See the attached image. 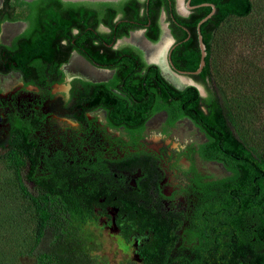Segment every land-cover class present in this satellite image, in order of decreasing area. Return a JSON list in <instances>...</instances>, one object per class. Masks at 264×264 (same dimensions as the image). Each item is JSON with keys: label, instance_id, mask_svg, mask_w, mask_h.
<instances>
[{"label": "trees", "instance_id": "obj_1", "mask_svg": "<svg viewBox=\"0 0 264 264\" xmlns=\"http://www.w3.org/2000/svg\"><path fill=\"white\" fill-rule=\"evenodd\" d=\"M10 1L1 0L0 21L17 18ZM201 2L212 3L215 9L199 25L204 65L189 76L205 86L204 97L195 85L175 87L134 46L113 45L140 28L144 38L156 42L159 14L164 10L174 38L170 50L174 69L194 70L199 59L195 25L209 6L181 15L173 8L174 0L21 1L26 27L10 47L0 45V72L17 70L24 83L38 86L60 83V66L75 51L112 73L107 80L76 79L79 89L71 104L76 112L73 118L81 121L85 112L102 109L108 127L131 133L140 131L160 110L168 124L186 118L206 138L198 146L200 157L219 162L229 174L197 184L187 217L197 243L191 256L170 257L182 224L179 214L162 212L156 201H140L133 192L110 189L98 174L89 173L93 165H63L45 152L39 158L40 149L28 135L30 123L12 116L6 144L0 145V160L9 162L15 186L28 200L34 218L33 235L19 252L17 264H107L94 253L89 226L102 216L111 219L109 209L116 214L123 238L143 237L133 258L120 264H264V119L261 125L248 123L252 103L234 98L218 84L214 91L207 85L215 46L223 40L222 24L249 16L252 3L189 0L190 4ZM100 25L105 29H99ZM248 65L256 71L261 68L254 55ZM260 102L264 108V99ZM141 160L145 177L140 186L146 189L149 168L145 163L150 160L147 156ZM39 162L42 168L37 172Z\"/></svg>", "mask_w": 264, "mask_h": 264}, {"label": "rangeland", "instance_id": "obj_2", "mask_svg": "<svg viewBox=\"0 0 264 264\" xmlns=\"http://www.w3.org/2000/svg\"><path fill=\"white\" fill-rule=\"evenodd\" d=\"M21 1L29 0H11L9 3L17 15L16 19L0 21L2 44L10 45L13 37L26 27ZM180 1L178 7L182 12L184 7ZM251 3L249 16L222 24L220 39L223 40L215 46L214 68L207 85L214 91L215 84H218L234 98L252 103L246 117L248 123L256 126L261 125L264 119V108L260 104L264 99V0H251ZM160 25L161 33L165 32L162 16ZM163 37L161 42L170 39L167 35ZM161 42L159 46L163 44ZM120 45L134 46L145 59L151 60L159 47L148 42L140 29L117 39L114 46ZM253 55L261 67L257 71L248 65ZM60 69L63 81L53 84L51 93L47 95L37 93V100L41 101L38 106H52L50 115L42 120V129L47 136L43 144L45 152L52 154L60 151L67 164L93 165L89 173L98 174L110 189L133 192L140 201H156L162 212L179 214L182 224L170 257L191 256L197 238L189 228L187 217L196 197L197 184L229 174L219 162L200 157L198 146L205 141L204 134L186 118L168 124L163 110L155 112L140 131L133 133L108 127L102 109L85 112L84 119L77 121L72 116L76 112L71 108L79 89L76 79L107 80L112 71L90 64L75 51ZM64 70L86 78L72 76L65 80ZM174 74L182 79L181 86L191 82L188 75ZM18 78L14 72L0 75V121L8 113L20 112L15 95L10 99L7 98L9 92L5 95L16 85ZM195 85L201 96L207 95L204 85L197 82ZM36 111L39 112L38 109ZM151 137H158L157 145L150 140ZM146 156L150 160V163H145L149 168V187L144 189L140 186L145 177L144 167L139 162ZM110 214L115 219V214ZM33 226V210L28 200L20 196L9 162L0 160V264H17L19 252L31 240ZM89 229L94 240V253L107 264H120L133 258L135 248L143 240L138 235L123 238L116 225L105 216L90 225Z\"/></svg>", "mask_w": 264, "mask_h": 264}, {"label": "flooded vegetation", "instance_id": "obj_3", "mask_svg": "<svg viewBox=\"0 0 264 264\" xmlns=\"http://www.w3.org/2000/svg\"><path fill=\"white\" fill-rule=\"evenodd\" d=\"M112 1H115V0H112ZM176 1L174 0L173 8H174V10H175L176 13L181 14L180 13L181 11H180V9L178 7V2H176ZM176 3H177V7H176ZM168 9L171 10L170 1L168 2ZM161 16H162L163 20L165 21V28H166L165 29V32L167 34L165 32L161 33V25H160V18H161ZM158 22H159V27H160V35L159 36H160L161 40L163 39V36L167 35V37L169 36L170 39L172 40L171 46L174 45V38H173V36H172V34L170 32V29H169V26H168V22H167V20H165V12H164V10H162L160 12ZM100 27L102 28V30L105 29V27H103L102 25L99 26V29H100ZM135 30H138V29H135ZM140 30L143 31L142 28H140ZM131 31H134V30H131ZM131 31H129V33ZM142 35H143V33H142ZM15 37H13L10 45H5V44H2V43H0V45L10 47L12 45V42H13V40H14ZM148 42H150V41H148ZM150 43H153L154 44V42H150ZM114 44H115V42H114ZM171 48H170V50H171ZM2 55H3V51L0 50V59L2 58ZM169 57H170V52H169ZM11 72L17 73L18 74V77H19L18 78L19 80L17 81L16 85H14L12 87V89H9L8 91H6L5 95L7 94V92H9L8 95H7V98H9V99L13 95H15V98L17 99V102H18L17 107H19L18 108V111H20V112L19 113L18 112L8 113V114H6L4 120L3 121H0V136L2 135V138L0 137V145H5L6 144V141H7V138H8V131H9V120L8 119L10 117H12V116H18L21 119H25V120H27L30 123L31 128H30V131L28 132V135H29L30 138H32L33 140H35V144L40 149V151H39L40 152L39 158H42L41 152H45V149H44L45 146L43 144H45V142L47 140V136L43 132V129H42V120H43L44 117L50 115V111H52V106H50L49 104H47V105L45 104L43 106L42 105L41 106H38V104L41 101L40 100H37V93L38 92H43L44 95H47V94L51 93L50 87L53 84H55V83L45 84V85H41V86H38L37 84L32 83V82L24 83L23 80H22V77H21V73L19 71H17V70H14V69H11V70L7 71L6 73L0 72V75H4V74H7V73H11ZM64 75H65V77H64L65 80H67L66 79L65 70H64ZM74 76H79V75L75 74ZM79 77L86 78V77H82V76H79ZM45 80H47V79H45ZM1 95H3V94H1ZM22 97H25V98H23L21 100ZM37 109L39 110V112L36 111ZM52 116H54V115H52ZM64 119L66 121H68L67 118L64 117ZM39 131H40V133H39ZM34 134H37V135L35 136ZM153 148H155V147H153ZM45 153H46L45 154L46 157L50 158L51 160L58 161L60 164H63V165H68L66 163L64 157H63V154L60 151H57V153H52V154H48L47 152H45ZM41 168H42V166L40 165V162H39V164L37 165V167H36L35 170L37 172H39V170ZM108 212H109V214L111 212L115 214V212L112 211V209H109ZM110 216H111V219L108 218V217L107 218L110 220V222H112V223H114L116 225L115 219L113 218L112 214H110ZM115 216H116V214H115ZM116 227L118 228V225H116ZM118 230H119V228H118Z\"/></svg>", "mask_w": 264, "mask_h": 264}, {"label": "water", "instance_id": "obj_4", "mask_svg": "<svg viewBox=\"0 0 264 264\" xmlns=\"http://www.w3.org/2000/svg\"><path fill=\"white\" fill-rule=\"evenodd\" d=\"M176 1V0H175ZM177 2V1H176ZM182 6L184 7V11L183 12H180L181 15H186L190 9L192 8H195L197 6H209L210 7V10L208 13H206L203 17H201L196 25H195V28H196V32H197V43H198V48H199V59H198V64H197V67L194 69V70H175L174 69V66L172 65L171 61H170V57H169V52H170V48L173 46H171V42L170 44L168 45L167 49H166V52H165V59H166V63L167 65L169 66L170 69H174V71H176L175 73H179V74H183V75H192V74H197L200 72L201 68L203 67L204 65V56H205V47H204V44L202 42V39H201V35L199 33V25L200 23H202L203 21H205L208 17L211 16V14L214 12V5L212 3H209V2H201V3H197V4H190L189 3V0H182ZM184 30L187 31L188 33V30L184 27ZM160 38V36H159ZM158 38V40H159ZM187 38V36L185 37ZM184 38V39H185ZM158 40L155 43L158 42ZM114 46V45H113ZM147 62H152L154 63L153 61H150L148 59H146ZM155 65H157L156 63H154ZM158 66V65H157ZM159 68V67H158ZM160 69V68H159ZM161 71V70H160ZM173 71V72H174ZM162 74V73H161ZM164 77V76H163ZM81 78V77H80ZM165 78V77H164ZM173 84V83H172ZM189 84H192V85H195L196 82L191 78V83ZM174 85V84H173ZM175 86V85H174ZM196 86V85H195ZM177 87V86H175ZM183 86H179L177 88H181ZM197 87V86H196ZM198 89V88H197Z\"/></svg>", "mask_w": 264, "mask_h": 264}, {"label": "bare ground", "instance_id": "obj_5", "mask_svg": "<svg viewBox=\"0 0 264 264\" xmlns=\"http://www.w3.org/2000/svg\"><path fill=\"white\" fill-rule=\"evenodd\" d=\"M178 1L179 0H177V2ZM180 2H182V1H180ZM170 41H171V39H169V40H165L164 39L163 42H161V38H159L158 42L155 43V46L156 45L159 46L160 42L163 43V44H161V46H159L157 48V51L155 52V55H152L151 58H152L153 62L158 65V67L160 68L163 76L166 79H168L170 82H172L175 86L179 87V86L182 85V84H180V83H182V79L174 74V72L167 65L166 59H165V52H166L165 50H166L167 46L169 45ZM150 51H152V49H150ZM148 60L152 61L150 58H148ZM65 73H66V79L67 80H69L72 76L75 75L74 73L69 72L67 70H65ZM189 83H191V82H189ZM157 139H158V137H151L150 138V140H153V143L156 144V145H157Z\"/></svg>", "mask_w": 264, "mask_h": 264}]
</instances>
